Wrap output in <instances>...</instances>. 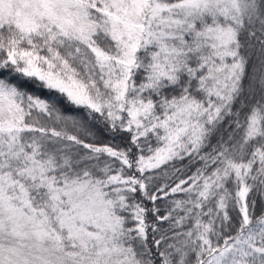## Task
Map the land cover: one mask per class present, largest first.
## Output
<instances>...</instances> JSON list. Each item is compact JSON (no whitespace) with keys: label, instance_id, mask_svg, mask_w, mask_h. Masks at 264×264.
Returning <instances> with one entry per match:
<instances>
[{"label":"snow or ice","instance_id":"snow-or-ice-1","mask_svg":"<svg viewBox=\"0 0 264 264\" xmlns=\"http://www.w3.org/2000/svg\"><path fill=\"white\" fill-rule=\"evenodd\" d=\"M0 264H264V0H0Z\"/></svg>","mask_w":264,"mask_h":264}]
</instances>
